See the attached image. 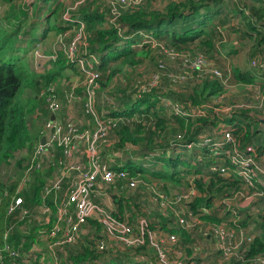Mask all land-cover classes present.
Segmentation results:
<instances>
[{"label": "trees", "instance_id": "16d2710c", "mask_svg": "<svg viewBox=\"0 0 264 264\" xmlns=\"http://www.w3.org/2000/svg\"><path fill=\"white\" fill-rule=\"evenodd\" d=\"M44 1L49 3L54 0ZM242 1L244 4L249 3V0ZM222 3L223 0H168L163 9L150 8V3H147L127 10L115 22H111L106 26H103L104 14L92 13L81 7L80 10L73 12V15L71 14L73 19L84 21L88 26V45L84 47L80 57L86 60L89 56L85 53L89 51L90 54L100 59L98 68L101 70H105L108 61L121 55L125 56V60L120 63V66L128 61L131 64H136L143 61L145 57L159 60L164 53L168 56L167 58L175 59L180 55L171 52L173 55L171 56L170 51L180 53V50L183 49L187 51L184 52L186 53L185 56L191 60L200 56L206 57L203 49H206V52H210L212 49L217 50L215 41L221 35V30L217 24L212 23V14L215 6L218 8L215 12H221ZM250 4L253 12L251 17L254 16L256 18L255 22L260 24V27H263L262 32H260L259 42L264 44V0H250ZM42 9L40 8L41 11ZM61 9V6H58L56 13ZM59 21L60 24L53 25L50 18L47 19V26L49 27L45 28V26V31L47 32L52 28L55 29L56 33L62 34L66 28L68 30L71 28L69 26L70 21H66L64 18ZM64 22L66 24L62 26ZM40 25L38 23V27ZM251 27L257 30L255 26L251 25ZM33 29L35 30L36 28L34 27ZM146 33L151 39L160 42L165 41L166 47L168 46L169 48L163 49L162 52H156V50L153 52L151 42L147 38ZM62 35L64 38L68 37L66 43H69L73 36L72 33L69 36L67 34ZM33 40H36V38H33ZM196 40L200 44L196 48L190 47V42L193 43ZM3 44L5 43L3 42ZM135 44H141L142 48L136 49ZM121 45L124 47L120 50ZM1 46L0 162L10 156H14L16 151H22L29 142L32 144L35 141L36 134L28 126L27 117L39 106L40 100L37 97L38 92L36 91L38 90H34L35 96L29 95L26 99H23L22 94L26 87L38 85L41 77L44 78L46 83H49L50 80L63 75L65 69L69 67L75 68L74 62L68 60L67 54L65 55L64 49H62L59 51L58 60L53 58L49 60L48 65H53V68H50L48 72L49 74H42L41 77H38V74L26 71L23 61L20 60V57L15 56V52L21 48L15 47L14 44ZM133 56H138L142 59L135 60L132 58ZM179 59L182 60L180 57ZM206 60L208 63V59ZM162 62L166 68L165 61L160 59L159 63ZM213 67L219 68L215 65ZM122 69V67L118 68L119 71ZM186 69L190 73H195V77L187 76L189 81L196 83L188 89L187 93L170 91L165 93L160 89V86H155L145 91L140 89L139 93L142 95L136 101L131 99L129 102H125L120 98L122 101L119 104L123 108L111 110V112L104 114L106 117L120 116L125 118V120L114 128L112 139L101 148V155L105 157L104 159H108V157L110 158L116 153H121V157H115L114 168L129 170L134 175L139 173L142 175L143 173L141 172L147 171L149 174L161 179H169L175 183H180L181 181L185 184L183 187H188L187 184L190 178L194 176V182L198 186L201 195L195 197L191 207L197 211L200 207H211L215 199L233 198L237 192L238 195L239 192H245V189L242 188V185H244L243 181L236 172H232L233 163L230 159H224L229 157L224 154L216 156L223 161L222 165L217 160L212 159L214 158L215 150H219L222 147L211 144V142L206 145L200 144L205 137L217 138L218 135L221 136L220 128H212L209 125L210 120L215 119V125L236 122V129L233 130V133L238 140L237 148L243 156L247 154L249 146H255L259 152L264 151V130L260 129L258 124L255 125V128L252 127V119L254 115H257L253 113V108L259 107L261 100L254 98V95L250 93L249 97L251 99L248 98L250 101L246 99L245 103L251 105V107L234 108L231 112H226L231 117L225 118V115L217 110V106L225 104V99H227V95H225L227 90L223 81L213 72H207L205 69L200 70L188 66ZM219 69L224 74L229 73L226 69ZM116 70L112 72L111 76L114 75ZM232 71L233 80L246 84L254 82L255 75L250 70L244 69L242 71L239 67L233 66ZM175 105L181 111L176 110ZM199 107L206 110L204 116H186L183 113V111ZM135 114H138L140 119L132 120ZM158 139L159 141H157ZM196 143L200 145L195 147L198 151L194 154L197 157L203 154L202 161L199 162L198 166H195L196 172L189 171L191 168L181 171L178 165H191L190 162L182 160L181 157L187 155L186 152H189ZM189 144H192V146H189ZM129 145L132 147L131 150L128 149ZM142 148L145 151L140 152ZM212 148L214 150H211ZM153 153L152 157L156 156V159L168 164V166H164L165 171L152 172L141 166V159ZM214 163L219 166L216 171L210 169V166ZM18 164L20 165L21 162H18ZM222 166L230 167L231 174L228 176L220 175ZM21 173L22 169L20 168ZM258 185L264 190V186ZM34 187V194L31 198L24 193L25 206H27L28 202L34 206L40 200V188ZM159 189L166 191L167 186L160 185ZM9 190L11 191L6 194L7 189H4V185L0 183V253L3 255V258H0V264H25L22 259L24 252H19L18 249L23 251L24 248H29L32 245L31 242H34L37 236L40 235V230L34 227L25 231L21 229V226L25 223V220H21L24 218L23 211L18 209L9 213L8 208L13 200L12 194L15 193L12 192V189L9 188ZM251 190L247 189L246 191L252 192ZM108 192L117 204L112 206L111 209L120 219L137 221L140 218H146L151 231H158L160 234L175 233L178 236V241L169 252L171 259H181L185 264H190L196 260L191 258L196 255L194 254V244L199 238H194L192 230H196L199 227L191 230L181 227L172 213H165L152 203V192L149 191V195L148 193L146 195L145 192L135 193L127 186L126 180L114 182L108 187ZM139 195L147 196V204L152 207L153 213L145 210L144 206H140L143 210L139 209ZM263 198L253 200L250 205L242 207L241 212L251 215L255 211L258 214L260 211L256 205L258 201L264 200ZM132 209H135L133 210L134 212H131ZM202 219L207 224L209 222H222V219L215 213H205ZM91 223L95 224L97 222L92 220ZM248 225V219L240 221L241 227L246 229ZM226 228L233 230L237 228V225L227 223ZM257 228L261 229V231ZM236 234L238 236L237 241H240L241 244L229 258H226L218 247L222 261L226 264H259L258 259L264 258V225H256L255 237L250 242L244 238L241 239L237 229ZM203 239L212 240V238H208L204 234ZM113 243V246H108L105 250H98L94 242L93 245L82 243L78 246L80 248L74 247L75 249H72L76 252L65 251L66 257L69 258V262L65 264H150L149 261L157 260L158 251L151 242L149 233H146L145 242L140 245H126L120 241ZM7 246L18 251V255L10 256ZM39 259H36V264H38L37 261Z\"/></svg>", "mask_w": 264, "mask_h": 264}, {"label": "rangeland", "instance_id": "374dc122", "mask_svg": "<svg viewBox=\"0 0 264 264\" xmlns=\"http://www.w3.org/2000/svg\"><path fill=\"white\" fill-rule=\"evenodd\" d=\"M167 1L168 0H128L124 3L118 0H54L45 3L44 0H0V47H2L1 45L7 46L8 44H14L15 47L21 48L15 52V56L20 57V60L23 61V66L26 71L38 74L37 76L41 77L42 74H49L48 72L50 68H53V65H48V62L51 58L58 60L60 50L64 49L63 52L65 55L69 53V44L66 43L68 37L64 38L62 34L67 33L68 36L71 34V31L67 28L62 34L56 33L55 29L52 28L46 32L45 28L49 27L47 26V19L50 18L53 25L57 23L60 24L59 20H63L64 14L67 16L70 14L73 15V12L80 10L82 7V9H86L92 13L97 12L98 14H104L103 26H106L111 22H115L117 20L115 19L117 15L123 14L134 6L138 7L142 4L150 3V8L163 9ZM221 5V12H215L216 9H218L215 6V9H213L214 13L212 14V23L217 24L221 30V35L215 41L217 50L212 49L210 52H206V49H203L205 52H202L206 54L207 58H204L208 59V63L211 67L215 65L223 70L226 69L227 72L231 74L232 78L233 66L239 67L242 71L244 69L251 71L253 60L255 58L264 57V44L259 42L260 32H262L263 27H260V24L255 22L256 18L254 16L250 19L247 17L244 10L246 4H244L242 0H223ZM58 6H61L62 9L56 13ZM40 8H43L42 11ZM66 11H68V13ZM237 13L241 16H237ZM38 23L41 24L39 27ZM83 23L87 26L85 22ZM65 24L64 22L62 26H65ZM251 25L255 26L257 30L252 29ZM34 27L36 28L35 30L33 29ZM32 33H34V35H32ZM146 35L151 42V49H153V52H155V50L156 52H162L163 49L169 48L168 46L166 47L165 41L160 42L151 39L148 33H146ZM33 38H36V40H33ZM3 42L5 44H3ZM198 44H200V42L196 40L193 43L190 42L189 45L190 47L196 48ZM135 45L136 49L141 47V44ZM123 47L124 46L121 45L119 49L121 50ZM81 51H83V49ZM180 51L182 53L170 51L171 56H173L171 52L180 55L175 59L167 58L168 56L166 53L160 56L159 60L162 59L165 61L167 65L166 68L163 62L159 63V60L152 59L151 57H145L143 61L136 64H131L129 63L130 61H128L122 66H120V63L125 60V56L123 55L108 61L105 70H101L102 75L98 78V85L93 95V104L96 112L101 115L111 110H118L122 107L121 104H119L122 101L120 98L125 102H129L131 99L132 101H136L140 95H142L139 93L140 89L145 91L146 89L160 86V89L165 93H169V91L187 93L188 89L196 84L195 82L193 83V81H189L187 75L195 77V73H190V71L186 69L187 62H189V60H186V53H184L187 52L186 49ZM179 57L182 58V60H180ZM132 58L135 60L142 59L138 56H133ZM74 64V69L72 67L65 69L63 75H59L57 78L50 80L49 83H46L44 78L41 77L39 78L38 85L26 87L22 94L23 99H26L29 95L35 96L34 90H38L36 92H38L37 97L38 100H40L39 106L27 117L28 126L32 132L36 134L35 141L32 144L29 142L22 151L18 150L14 153V156H10L8 159L0 162V183L4 185V189H7L6 194L11 191L9 190L10 188L13 193L15 192L12 194V198L18 194V196L24 199L23 206L27 210V213L23 212L24 218L21 219L25 220V223L21 226L23 231L34 227L39 228L41 233L44 228L48 227L46 223L47 214L43 212L41 207L44 196L43 189L45 186L58 180L62 171L69 166L71 161H76L75 156L70 157L72 160L66 158L62 149L53 150L52 157L33 158L35 148L43 138L41 130H44L47 120L52 116L50 107L51 99L58 98L60 101V111L57 115L55 114V118L58 117L60 123L66 126L76 125L92 132L96 130L94 118L89 115L90 113L86 111L85 107L87 100L86 81L89 78L86 70L91 67L92 61L89 60L85 63L79 59ZM96 65L97 64H95V66ZM119 66L123 68L120 71L118 70V68H120ZM115 69L117 70L114 75L111 76ZM252 73L255 75L254 80H257L256 75L258 72L255 71ZM258 74L260 75V73ZM252 89L251 83L246 84L233 80V84L231 83L230 87L226 88L227 91L225 95H227V99H225V104H219L217 110L221 111V113L225 115V118L231 117L230 114H226L225 112L227 107L231 104H239L245 102L246 99H251L249 96L250 93H253ZM231 106H233V108H241V106ZM253 113L257 115H254L252 119V127L255 128V125L258 124V127L264 130V100L259 107L256 106L253 108ZM137 119H140V116L135 114L132 120ZM214 121L215 119H211L209 125L216 129L218 124L215 125ZM209 138L211 137H206V139ZM221 138L222 137L218 135L217 138H211V140L219 142L222 140ZM104 139L111 140L112 136L108 133L107 136H104ZM157 141H159V139ZM102 143H104V141ZM202 144H205V141ZM199 145V143L194 144L191 150L186 152L187 155L181 157L182 160H187L191 164L178 165L181 171L191 168L189 171L196 172L195 166H198L203 158V154L200 155V157L194 154L198 151L195 147ZM128 149H132L131 145H129ZM142 151H145V149L142 148L140 152ZM76 152L77 156L82 157L80 160L85 161L88 158L86 150L78 149ZM138 154L140 155L139 152ZM153 155L154 153L141 159V166H144L146 170L152 172L160 170L165 171L166 169L164 166H168V164L162 160L159 161L156 159V156L152 157ZM117 156L121 157V153H116L110 158L108 157V164L110 166L113 167V164L116 162L115 157ZM216 156L217 154H215L212 159L222 164L223 161ZM100 157H102L101 154ZM18 162H21V164L19 165ZM32 164H34V167L30 169ZM20 168L22 169L21 174ZM141 173L143 174L140 175V183L135 188H131L135 193L145 192L146 195L147 193L149 195L150 190L148 187L151 185L157 186L158 188L160 185H166V191L168 193H176L185 185L181 181L180 183H175L169 179H161L160 177L149 174L147 171ZM24 178L25 180H23ZM34 186L40 188V200L34 206H32L30 202L25 206V195L31 198L34 194ZM70 187V181L66 179L61 189L46 199L47 203L54 205L50 215L51 219L56 215L55 202L58 201L55 199L60 198ZM242 188H244V185H242ZM139 196V209L143 210L140 206H144L145 210L153 213L152 207L147 204V196ZM235 201L240 203L239 206H244L249 202L248 200L241 201L239 195ZM217 202L218 200L216 199L213 201L214 207L210 208L211 212L213 208H215ZM107 203H109L110 207L117 205L110 194L109 200H105V204ZM256 207L260 211L258 214L254 211L253 214H243L242 217L243 220H249V225L246 227V230L252 231L254 234H256V225H264V200L258 201ZM133 208H135V206H133ZM133 210L135 209H132L131 212H134ZM204 223V226H197L199 228L192 230L194 238H199L194 244V254L196 255H193L191 259L196 260L193 264H226L221 259L222 256L221 253L218 252V246L215 240L212 239L208 241L207 239H203L202 231L208 228V224L205 220ZM258 230L261 231V229ZM81 237V241L76 245H68L54 250V248L49 245L48 239H45L42 234V238L37 236L36 240L31 242L32 245L29 248H24L23 251L18 249V251L24 252V256L29 259L28 264H36L35 260L38 258H40L37 261L38 264H65L69 262V258L66 257L65 251L76 252L72 250L74 246L75 248H80L78 246L82 243L93 245L95 239L104 238L105 235L101 225L90 223L84 226ZM108 245L113 246L114 243L109 241Z\"/></svg>", "mask_w": 264, "mask_h": 264}, {"label": "built area", "instance_id": "2783aa9c", "mask_svg": "<svg viewBox=\"0 0 264 264\" xmlns=\"http://www.w3.org/2000/svg\"><path fill=\"white\" fill-rule=\"evenodd\" d=\"M119 2H127L128 0H118ZM140 4V3H139ZM135 8V6L133 7ZM132 9V8H131ZM68 13V11H66ZM70 12V11H69ZM122 14V13H121ZM121 14L117 15V19ZM66 21H70L74 24H69L71 28L69 31L73 34L70 42L68 43L67 53L68 60L76 63L79 59L85 63L89 60L92 61L91 67L86 72L89 78L86 81L87 100L85 103L86 111L94 118L96 124V130L94 132L88 129H82L76 125H63L59 122L58 117L55 118L60 111V101L58 98H52L50 107L52 110L51 118L47 120L44 130H41L42 137L46 138L45 143L39 142L35 148L33 158H48L53 156V150L62 149L64 156L68 159L75 156L76 161H71L68 167H66L58 180L54 183L47 185L43 189V200L41 207L43 212L47 214V228H44L41 233L45 239H48V243L55 249L78 244L82 237L81 234L84 230V226L89 225L91 221H96L101 224L104 230V238L95 239L94 243L98 250H105L108 248V242L120 241L126 245H140L145 242L146 233H149L151 242L155 245L158 254L156 261H149L150 264H185L181 259H171L169 252L174 248L178 241V236L175 233L160 234L158 231H151L149 229V222L146 218H140L137 221H131L130 219H120L117 217L109 203L105 204V200H109L108 187L114 182L120 180H126L127 186L135 188L140 183V173L134 175L131 171L125 169H116L108 164V159L100 157L101 148L109 140H105L104 136H112L114 128L117 127L120 122L124 121L123 117H106L105 113L99 115L93 104L94 91L98 85V78L102 75L101 69L98 68L100 59L95 55L88 52L85 54L89 57L85 60L81 58V50L88 45V33L87 26L80 20H75L72 15H63ZM67 34V33H65ZM64 34V35H65ZM187 66L198 68L207 72H213L219 77L225 87H230L233 84L231 74H224L219 68L211 67L207 60L200 56L194 59L187 58ZM98 62V63H97ZM95 64H97L95 66ZM253 69L257 73V80L251 83L254 98L264 100V57L255 58L252 62ZM231 81V83H230ZM235 107L241 106V108H249L251 105L245 102L234 104ZM181 111L180 108H175ZM233 106L227 107L225 112H231ZM111 112V111H110ZM108 113V112H107ZM186 116H204L206 110L203 108H193L191 110L183 111ZM223 125V126H222ZM218 125L220 128L221 141L214 142L211 138H204L206 145L211 144L221 146L218 151L215 150V154H224V159H230L233 163L232 172H236L241 178L244 184L245 192L240 193L239 197L241 201L248 200L249 202L244 206H239V202H236L238 192L233 198L217 199L218 202L210 211L211 207L199 208L195 211L191 207V203L196 196H200L199 188L194 182V176L190 178L188 187H183L179 192L168 193L167 191L160 190L157 186L151 185L150 192H152L151 201L158 209L165 213H172L176 219V222L187 230L194 229L197 226H204V219L202 216L205 213H215L222 219V222H209L208 228L203 230L202 233L208 238H212L217 243V246L222 250L226 258H229L234 254L241 242L237 241L236 229L239 232L241 239L244 238L248 242L253 240L255 234L252 231L246 230L240 226L243 213L242 207L250 205L253 200L264 197V190H262L258 184L264 186V151L259 152L255 146H249L247 154L242 155L237 148L238 140L236 139L233 130L236 129V122L229 124ZM227 125V126H226ZM210 137V136H208ZM214 139V138H212ZM104 141V143H102ZM229 144V145H227ZM192 146V144H189ZM86 150L88 158L80 160L81 156H77V150ZM211 150H214L212 148ZM74 153V154H72ZM222 165V164H220ZM34 167V164L30 166V169ZM219 166L215 163L210 166L213 171L218 170ZM230 167L222 166L220 168V175L228 176L231 174ZM27 173V171H26ZM68 179L71 187L60 198L55 200L56 215L53 219L50 218L52 207L47 203V198L57 193L64 182ZM25 180V178L23 179ZM157 187V188H156ZM254 188V189H253ZM251 190L248 192L246 190ZM57 197V195H56ZM264 199V198H263ZM24 199L18 194L13 197L12 202L9 205V213L15 212L18 209L27 213L24 208ZM220 215V216H219ZM227 223L237 225V228L229 230L226 228ZM241 227V228H240ZM40 233V238L42 234ZM107 239V240H106ZM80 246V245H79ZM75 247V246H74ZM10 256H17L18 251L10 246H7ZM0 258L3 255L0 253ZM23 262L28 264L29 259L22 256ZM32 260V257H31ZM36 261V260H35ZM192 261L190 264H193ZM259 264H264V258L258 259Z\"/></svg>", "mask_w": 264, "mask_h": 264}, {"label": "crops", "instance_id": "0c3cea01", "mask_svg": "<svg viewBox=\"0 0 264 264\" xmlns=\"http://www.w3.org/2000/svg\"><path fill=\"white\" fill-rule=\"evenodd\" d=\"M244 10H245V13L247 14V17H249V19H250L251 18V15H253L252 14L253 12H252V8H251L250 0H249V3H246ZM239 15L240 14L237 13V16H239ZM251 71L252 72H255V70L253 68L251 69Z\"/></svg>", "mask_w": 264, "mask_h": 264}, {"label": "water", "instance_id": "95a60500", "mask_svg": "<svg viewBox=\"0 0 264 264\" xmlns=\"http://www.w3.org/2000/svg\"><path fill=\"white\" fill-rule=\"evenodd\" d=\"M52 118H54V115L52 116ZM45 141H46V138L43 137V138L41 139V142H42V143H45Z\"/></svg>", "mask_w": 264, "mask_h": 264}]
</instances>
